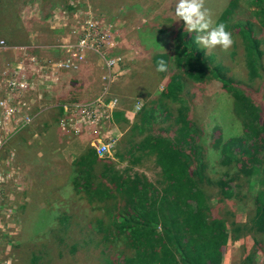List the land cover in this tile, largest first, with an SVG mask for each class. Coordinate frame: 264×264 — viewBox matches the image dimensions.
I'll return each instance as SVG.
<instances>
[{
  "label": "trees",
  "instance_id": "obj_1",
  "mask_svg": "<svg viewBox=\"0 0 264 264\" xmlns=\"http://www.w3.org/2000/svg\"><path fill=\"white\" fill-rule=\"evenodd\" d=\"M110 1L101 0L98 5L103 8ZM212 1L213 26H227L234 40L231 48L235 47V39L239 41L240 54L229 49L231 57L227 59L236 64L237 74L245 69L244 77L232 80L226 76L222 60L213 62L224 52L214 48L215 59L207 56L196 43L197 33L186 32L183 22L177 21V0H164L163 9L151 23L152 37L143 39L159 47L149 60L156 80L162 81L161 89L149 98L144 92L145 100L139 101L143 105L116 141L111 159L97 158L87 146L72 157L65 180L71 192L68 199L60 195L56 200L51 198H55L54 190L60 192V185L48 192L45 183L36 184L38 174L32 179L29 185H34L32 191L37 196L45 186L44 196L35 200L41 203L40 214L49 211V226L36 238L44 241L39 248H26V239L19 242L23 263L41 264L39 249L69 240V252L80 246L92 248L89 256L99 264H223L228 242L239 237L240 224L225 207L219 214L221 207L213 205V200L221 206L224 202L242 205L245 221L241 229L253 249L243 245L246 257L238 264H256L257 253L264 256V104L260 100L264 49L259 48L255 34L257 29L264 33V0ZM70 2L61 0L65 8ZM48 9L43 7L41 15ZM160 60L166 63V72L156 71ZM210 79L230 97L240 132L223 138L222 128L213 126L208 144L203 145V133L190 119L184 96L188 81L200 84ZM109 121L117 127L121 121L127 123L121 112L111 114ZM207 151L216 152L214 165L225 169L215 180L209 174L212 167L206 159ZM145 162L149 164L147 171L143 169ZM123 163L124 168L116 167ZM154 170L155 179L150 181L144 173ZM207 185L216 187L212 198L207 194ZM19 195L21 199L11 207L12 215L24 213L30 201L22 192ZM81 199L92 211H100V217L84 219L87 239L75 237L74 233L81 234L82 230L74 231L76 216L69 213V208L81 205L77 204ZM54 203L57 213L52 212ZM94 234L97 240L91 238Z\"/></svg>",
  "mask_w": 264,
  "mask_h": 264
},
{
  "label": "rangeland",
  "instance_id": "obj_2",
  "mask_svg": "<svg viewBox=\"0 0 264 264\" xmlns=\"http://www.w3.org/2000/svg\"><path fill=\"white\" fill-rule=\"evenodd\" d=\"M100 2L101 0H71L72 9L62 12L61 0H0L1 72L7 70L8 65L16 58V50L20 53L21 49L27 51L32 57H36L39 68L43 67V62L53 63L51 67L54 64H60V61L68 58L67 49L60 47V35L74 31L67 37L65 35L61 37L66 42H71L77 37L81 27V34L90 37L92 47L97 51L96 53L89 49L77 51V56L70 58L66 63L67 71L77 70V74L74 75L73 72L57 74L58 80L54 82L52 94L48 95L46 91L42 90V84L38 79L30 78L35 81H29L33 96L28 99L26 112L35 110V116L42 113L41 116L31 125L34 116L29 125L20 133L12 132L8 125H5V130H0V264H27V262L23 263L24 256H20L21 249L17 248L23 239H26L23 245L28 249L39 248V245L44 243L43 239L38 242L36 238L49 226L47 223L49 211L40 214L38 210L41 203L36 200L40 201L44 196L45 186L41 188L37 196L32 191L34 185H29L32 183V179L37 178L38 174L39 179L36 184L45 183L48 192H53L52 187L60 185L62 188L60 192L54 190L55 198L48 197L56 200L58 199L56 195H60V197L68 199L71 192L69 191L70 186L65 180L70 172L69 163L72 157L79 154L98 135L103 134L104 137L112 138L116 131L118 136L121 135L128 123L132 121L137 101L145 100V97L142 98L144 92L148 94L149 98L150 95L161 89L162 81L156 80L158 77H156L149 60L159 47L155 48L149 42H143V39L152 37L151 23L156 13L163 9L164 0H112L107 2L103 8L98 5ZM212 3V0H205V7L211 16L215 14ZM87 6H90L89 11L84 9ZM43 7H49V9L41 15ZM57 27L62 28L58 29ZM255 34L260 41L259 48L264 49V33L257 29ZM235 42V47L230 48L229 51L233 50L240 54L239 41L235 39ZM217 50L222 51L219 47ZM202 51L215 59L216 55L213 54V49L203 48ZM229 51H222L224 53L213 62L222 60L226 76L232 80L241 79L244 77L245 69L236 73L234 70L237 67L236 64L227 59L231 57ZM109 58L118 59L117 66L123 70L119 78L111 79V74L106 66ZM262 62L264 63V56H262ZM50 69L52 68L49 67ZM236 75L240 76L236 77ZM73 77H76L78 84L76 89H79L75 103H92V100L102 94V101L105 104L111 103L113 109L124 113L128 122L121 121L120 126L117 127L108 122L103 124V121L100 120L94 129L82 130L77 124L75 129L78 131L61 132L58 129L57 119L54 122L53 117L56 115L59 117L63 111L52 106L58 102V96L63 101L71 99L66 96L65 90L67 86L73 87L71 82ZM107 81H109L108 84ZM104 86H107L105 92L102 90ZM145 89L147 91H144ZM186 92L184 100L188 105V115L192 121L199 125L200 131L203 133L201 144H208L207 136L213 126L222 128L223 138L240 132L239 125L231 112L230 97L221 90L217 81L210 79L200 84L188 81ZM2 93L3 90H0V96ZM54 95H58L57 98L56 96L54 98ZM260 97L264 104V89L261 91ZM113 101H115L114 105ZM95 105L96 103L93 107ZM81 116L79 111L73 118L77 120ZM115 144L110 147L111 150ZM205 155L209 166L212 167L209 171L210 176L213 177L211 180H215L225 169L214 165L213 162L217 159L216 152L207 151ZM110 156L111 154L101 158L111 159ZM34 160L35 162H33ZM116 167L122 169L125 164H117ZM148 167V162H145L143 169L147 171ZM38 169L42 172L39 173ZM132 170L137 171L138 169L133 168ZM154 173L155 170L153 173L145 172L144 174L150 181H154ZM207 186V194L212 198L216 187L214 185ZM20 192L30 201L26 202L24 213L12 215L13 208L11 207L14 206V202L21 199ZM74 198L76 199V197ZM79 203L81 205L69 208L71 210L69 213L76 216L74 231L82 230L81 234L74 233L75 237L87 239L88 232H86L87 227L84 219L85 217L91 220L98 218L100 211H92L87 207L84 199L77 202V204ZM212 203L221 207L219 214L224 213L222 207H225L226 211L233 214L236 223L240 224L239 237L236 241L228 242L229 251L223 261V264H238L240 259L246 257L242 251L243 245L248 250L253 249L248 236L244 235V231L241 229V224L245 221L244 215H242V205L224 202V205L221 206L214 200ZM52 212L57 213L55 203ZM92 231L96 232V230ZM48 235L49 233L45 241L48 239ZM243 236L245 237L243 238ZM57 238L60 237L57 235ZM91 238L97 240L98 236L94 234ZM69 243V240L63 241L61 244L52 242L48 246H44L46 248L39 249L43 256L41 264H99L97 259L89 256L92 248L87 250V247L80 246L69 252ZM78 244L80 243L78 242ZM20 257L23 258L19 259ZM255 260L256 264H264V256L260 253H257Z\"/></svg>",
  "mask_w": 264,
  "mask_h": 264
},
{
  "label": "built area",
  "instance_id": "obj_3",
  "mask_svg": "<svg viewBox=\"0 0 264 264\" xmlns=\"http://www.w3.org/2000/svg\"><path fill=\"white\" fill-rule=\"evenodd\" d=\"M81 31L82 27L77 37L71 42L60 39V47L67 49L68 58L64 61H60V64H54L52 67L51 65L53 63H47L50 65L49 67L52 68L50 70L49 67L46 66L39 68L36 57H32L27 51H24V49H21L20 53L16 50V58L8 65L7 70L0 71V90H3L2 96H0V127L5 124H13L12 130H15L19 128L20 121L22 124H27L35 116L36 113L29 115L27 114L28 112H26L28 99H31L33 96L32 91H30L31 85L29 81H32L30 78L35 77L42 86L56 82L58 80L56 75L67 70L66 63L70 58L77 56V51L89 49L94 53L97 52L92 47L90 37L83 33L81 34ZM72 33H74V31H70L69 35ZM0 47H2V42H0ZM117 61L118 59L112 58H109L107 61L106 66L108 72L111 74V79L114 77L119 78L122 74L123 70L118 68ZM102 98V94H99L95 100L91 101L92 103H67L59 105L63 111V116L58 119L60 131L67 133L76 132L78 131L75 129L77 124L80 125L82 130H90L96 128L100 120H102L103 123L107 122L113 107H111V103L105 104ZM95 103L96 105L93 107ZM79 111L82 116L76 120L73 117H75ZM96 138L103 142L107 140L106 143L94 140L90 143L98 158L109 155L111 152V143L114 142L112 138L104 137L103 134L98 135Z\"/></svg>",
  "mask_w": 264,
  "mask_h": 264
},
{
  "label": "clouds",
  "instance_id": "obj_4",
  "mask_svg": "<svg viewBox=\"0 0 264 264\" xmlns=\"http://www.w3.org/2000/svg\"><path fill=\"white\" fill-rule=\"evenodd\" d=\"M71 9H72L71 8V2L67 8H65L64 6H61L62 12H67V11H70ZM84 9H85V11H89L90 6H87ZM174 15L177 18V21L183 22L184 30L186 32L197 33L196 43L201 45L202 48L214 49V48L219 47L222 51L226 52L233 46L234 40L232 38V33L227 30V26L224 23H218V24H215V26H213L211 14H210L209 10L205 7V0H177V2L175 4V8H174ZM74 16H76L75 13H74ZM57 28L60 29L62 27H57ZM63 35H65L67 37L69 35V32H65L62 35H60L59 39H63V38H61ZM0 42H2V41H0ZM43 66L49 67L50 65L47 63H44ZM75 69H76V66H75ZM156 71L157 72H166L167 71V65L163 60L158 61ZM63 72H65L64 74L72 73V72L74 73V75L77 74V70H70V72H68L67 70H64V71L60 72L59 75H62ZM71 80H72L71 82L73 84V87L71 88L70 86H67V88L65 90L66 96H68V97L71 96L69 93H71L72 91H75V89L77 88V85H78L76 83V77L71 78ZM32 81H34V80L32 79ZM108 83H109V81H107V84ZM53 86H54V82L49 83L45 86L43 85L42 90L46 91L48 93V95L52 94ZM106 89H107V86L102 87L103 92H105ZM76 91H77V89H76ZM54 93L57 94L56 91H54ZM55 96L57 98L58 95H54V98H55ZM73 96H76V95H73ZM57 100H58V102L56 104H54V106H52V107H54L55 109H58V110H61V108H60L61 106H59V105H63V104H67V103L77 104V103H75L77 101V98L76 99L71 98L67 101H63L58 96ZM72 100H74V102H72ZM112 103L114 105L115 101H113ZM142 105L143 104H141V102L137 101V105L134 106L135 113L140 110ZM115 112H119V111H117L116 109H113L112 112L110 113V115L115 113ZM33 113H35V110H30V111H28L27 114L30 115ZM41 114L42 113H39L33 118L31 125L38 117L41 116ZM62 116H63V114L60 115L59 117H57V121ZM109 119H110V117H109ZM109 119L107 120V122L115 125V123L110 122ZM29 123L22 124V122L20 121L19 128L15 129V130H12L13 124H11V125L5 124V125H8L12 132L16 133V131H17L18 133H20L21 131H23L25 129V127H27L29 125ZM58 124H59V121H58ZM5 125L4 126L1 125L2 127H0V130H5ZM115 126H117V125H115ZM61 132H64V131H61ZM64 133H67V132H64ZM120 136L121 135L118 136V132L116 131V134L113 135V137H112V140L114 142L111 143V146L116 143V141L118 140V138ZM94 141H100V140H98L96 138V139H94ZM100 142H103V141H100ZM103 143H106V141H104ZM87 147H89L90 149H92L94 151V148L90 143L87 145ZM94 153H95V151H94ZM111 153H112V150H111L110 154ZM95 155H96V153H95ZM96 157L98 158L97 155H96ZM99 159H103V158H99Z\"/></svg>",
  "mask_w": 264,
  "mask_h": 264
},
{
  "label": "crops",
  "instance_id": "obj_5",
  "mask_svg": "<svg viewBox=\"0 0 264 264\" xmlns=\"http://www.w3.org/2000/svg\"><path fill=\"white\" fill-rule=\"evenodd\" d=\"M78 93V91H72L71 93H69L71 96L69 97V98H73V99H76L77 97L76 96H73V95H76ZM123 118L127 121L128 119H127V117H126V115L123 113ZM128 122V121H127ZM121 133H123V132H121ZM135 169V168H134Z\"/></svg>",
  "mask_w": 264,
  "mask_h": 264
},
{
  "label": "bare ground",
  "instance_id": "obj_6",
  "mask_svg": "<svg viewBox=\"0 0 264 264\" xmlns=\"http://www.w3.org/2000/svg\"><path fill=\"white\" fill-rule=\"evenodd\" d=\"M119 101V100H118Z\"/></svg>",
  "mask_w": 264,
  "mask_h": 264
}]
</instances>
